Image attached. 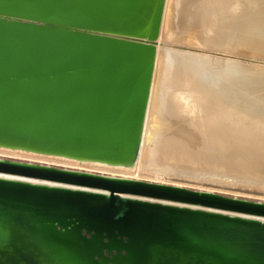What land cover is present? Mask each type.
Returning a JSON list of instances; mask_svg holds the SVG:
<instances>
[{"label":"water","instance_id":"obj_1","mask_svg":"<svg viewBox=\"0 0 264 264\" xmlns=\"http://www.w3.org/2000/svg\"><path fill=\"white\" fill-rule=\"evenodd\" d=\"M157 1L0 0V143L130 155L154 50L119 34L148 26ZM0 172L108 191L0 178V264H264L262 222L120 195L264 217L262 202L8 162Z\"/></svg>","mask_w":264,"mask_h":264},{"label":"bare ground","instance_id":"obj_2","mask_svg":"<svg viewBox=\"0 0 264 264\" xmlns=\"http://www.w3.org/2000/svg\"><path fill=\"white\" fill-rule=\"evenodd\" d=\"M154 8L148 26L119 34L142 40L154 50L145 110L132 153L110 159L0 143V162L150 183L143 177L149 173L188 177L212 164L264 161V136L247 138L264 135V68L248 72L236 55L245 47L264 51V0H158ZM161 39L166 41L163 46L157 43ZM0 178L108 195L104 189L8 172H0ZM196 192L213 194L212 190ZM120 196L264 223V217L196 204Z\"/></svg>","mask_w":264,"mask_h":264},{"label":"rangeland","instance_id":"obj_3","mask_svg":"<svg viewBox=\"0 0 264 264\" xmlns=\"http://www.w3.org/2000/svg\"><path fill=\"white\" fill-rule=\"evenodd\" d=\"M157 43L159 46H163L166 41L161 39L160 42ZM236 55L238 56V60L241 65L244 66L248 72H255L264 68V51H257L250 47H245L243 51L236 52ZM263 136L264 135H258L255 133L249 135L247 138L255 139L262 138ZM255 160L259 162L245 164V162L241 161H232L227 163L225 162L220 165L212 164L210 169H203L202 171L204 172H197L195 175H190L191 177L188 175L190 178H188L185 174L182 175L180 173L176 174L173 172H163L155 174L156 176L149 173L148 176L144 175L143 177L146 179L144 180L146 182L173 186L180 185L178 187L201 192L212 190L211 193L226 197H234L264 203V161L261 159ZM216 174L217 176H215ZM203 176H205V179H202ZM227 176L228 179H226ZM200 177L201 179H199ZM207 177L210 178L207 179ZM211 177L213 178L211 179ZM215 177L218 181H216L217 179ZM148 178L151 181H148ZM222 178L224 180H222ZM219 179L220 181H223V184L219 182ZM232 180H234V182ZM249 181L252 182L250 183Z\"/></svg>","mask_w":264,"mask_h":264}]
</instances>
